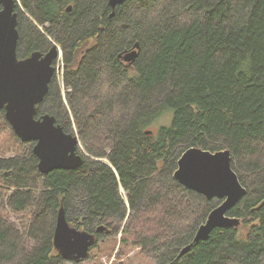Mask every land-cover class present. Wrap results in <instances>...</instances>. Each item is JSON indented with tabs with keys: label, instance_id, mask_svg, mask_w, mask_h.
Masks as SVG:
<instances>
[{
	"label": "trees",
	"instance_id": "16d2710c",
	"mask_svg": "<svg viewBox=\"0 0 264 264\" xmlns=\"http://www.w3.org/2000/svg\"><path fill=\"white\" fill-rule=\"evenodd\" d=\"M16 3L18 58L55 44L63 55V91L56 77L37 118L78 135L84 164L42 174L0 110V154H15L0 155V264H76L54 247L62 207L72 227L155 264H264V0H128L114 17L109 0ZM136 44L128 66L119 56ZM193 147L230 150L248 193L228 212L238 229L179 258L221 202L175 179Z\"/></svg>",
	"mask_w": 264,
	"mask_h": 264
},
{
	"label": "water",
	"instance_id": "95a60500",
	"mask_svg": "<svg viewBox=\"0 0 264 264\" xmlns=\"http://www.w3.org/2000/svg\"><path fill=\"white\" fill-rule=\"evenodd\" d=\"M127 1L109 0L113 10L111 17ZM16 7V0H0V110L5 109L7 120L22 141L36 142L33 152L39 159L41 173L75 170L84 164V159L77 154L79 137L65 132L55 116L46 114L37 118L38 106L45 100L56 71L53 63L58 59V47L54 45L46 54L35 52L26 59H19ZM71 10L72 7L68 9ZM140 53L141 46L136 44L119 58L131 65ZM152 134V131H146V135ZM174 177L207 200H221L198 228L193 242L181 250L179 258L189 254L195 243L208 240L214 230L238 229L242 225L240 218L228 215L248 193L233 170L230 150L211 152L190 148L179 160ZM95 241L94 234L71 227L64 208H61L54 246L63 258L80 262L89 256Z\"/></svg>",
	"mask_w": 264,
	"mask_h": 264
},
{
	"label": "rangeland",
	"instance_id": "374dc122",
	"mask_svg": "<svg viewBox=\"0 0 264 264\" xmlns=\"http://www.w3.org/2000/svg\"><path fill=\"white\" fill-rule=\"evenodd\" d=\"M57 66H62L61 68L64 69V63H62V60L59 62V64H57ZM56 75L59 77L60 80L62 77L61 70H58L56 72ZM171 119L172 114L165 113L161 118H159L156 122L150 125L149 129L156 131V129H158L162 125H169ZM0 155H4V158H10L15 156L12 151L7 150H2V153ZM11 220L16 221V217H11ZM16 223L19 224L18 222ZM122 245L124 244H122L120 237L117 238V244L113 242H103L102 240H99L95 247L91 249L90 258L79 264H155L153 261L140 254L141 251L139 248H134L127 245H125V248H122ZM122 249L124 251V255L122 257H119V254Z\"/></svg>",
	"mask_w": 264,
	"mask_h": 264
},
{
	"label": "bare ground",
	"instance_id": "6f19581e",
	"mask_svg": "<svg viewBox=\"0 0 264 264\" xmlns=\"http://www.w3.org/2000/svg\"><path fill=\"white\" fill-rule=\"evenodd\" d=\"M58 58H59V55H58ZM55 63V62H54ZM46 97V96H45ZM2 110H5V109H2ZM6 112V111H5ZM7 119V118H6ZM8 121V120H7ZM9 122V121H8ZM10 124V123H9ZM11 125V124H10ZM12 126V125H11ZM13 128V127H12ZM17 135V134H16ZM18 136V135H17ZM19 137V136H18ZM20 138V137H19ZM21 139V138H20ZM22 140V139H21ZM24 142V141H23ZM29 142H33V143H35V145H36V142H34V141H29ZM35 145H34V147H35ZM78 149V148H77ZM33 151H34V148H33ZM77 154H78V152H77ZM79 155V154H78ZM81 156V155H80ZM82 157V156H81ZM38 161H39V159H38ZM38 169H39V162H38ZM78 169V168H77ZM40 171V170H39ZM43 174V173H42ZM246 196V195H245ZM244 196V197H245ZM244 197H242L241 199H240V201L244 198ZM239 201V202H240ZM238 202V203H239ZM237 203V204H238ZM62 208H64V207H62ZM61 210V208L59 209V211ZM65 210V209H64ZM59 211H58V213H57V218L56 219H58V214H59ZM65 214H66V211H65ZM66 218H67V216H66ZM208 218V217H207ZM206 221H207V219H206ZM205 221V222H206ZM204 222V223H205ZM70 224V223H69ZM71 226V225H70ZM56 227H57V221H56ZM56 227H55V231H56ZM72 227V226H71ZM74 228V227H73ZM100 228H103V227H100ZM100 228H98L97 229V233H100L102 230H104V228L102 229V230H99ZM77 229V228H76ZM79 230V229H78ZM79 231H81V230H79ZM54 238H55V232H54ZM54 241V240H53ZM96 243H98L97 242V238H96V241H95V243H94V245L96 244ZM94 245H92L91 247H90V249H89V256L87 257V258H85V259H82L80 262H78V261H76V260H74V259H72V260H68V259H65V258H63L62 256H61V254L59 253V251H58V253H59V255L65 260V261H68V262H74V263H76V264H79V263H81V262H83V261H85L86 259H88L89 257H90V251H91V249L94 247ZM55 247V246H54Z\"/></svg>",
	"mask_w": 264,
	"mask_h": 264
},
{
	"label": "flooded vegetation",
	"instance_id": "af4514ba",
	"mask_svg": "<svg viewBox=\"0 0 264 264\" xmlns=\"http://www.w3.org/2000/svg\"><path fill=\"white\" fill-rule=\"evenodd\" d=\"M41 53L46 54L47 52H46V53L41 52ZM30 56H31V55H30ZM27 58H28V57H27ZM25 59H26V58H25ZM53 65L56 66V64H54V63H53ZM55 78H56V74H54V76H53V78H52V81H53V79H55ZM52 81H51V83H52ZM89 258H90V257H89ZM89 258H88V259H89ZM88 259H86V260H88Z\"/></svg>",
	"mask_w": 264,
	"mask_h": 264
},
{
	"label": "clouds",
	"instance_id": "9594fccd",
	"mask_svg": "<svg viewBox=\"0 0 264 264\" xmlns=\"http://www.w3.org/2000/svg\"><path fill=\"white\" fill-rule=\"evenodd\" d=\"M56 74V73H55ZM57 77V76H56Z\"/></svg>",
	"mask_w": 264,
	"mask_h": 264
},
{
	"label": "built area",
	"instance_id": "2783aa9c",
	"mask_svg": "<svg viewBox=\"0 0 264 264\" xmlns=\"http://www.w3.org/2000/svg\"><path fill=\"white\" fill-rule=\"evenodd\" d=\"M63 80V79H62Z\"/></svg>",
	"mask_w": 264,
	"mask_h": 264
}]
</instances>
